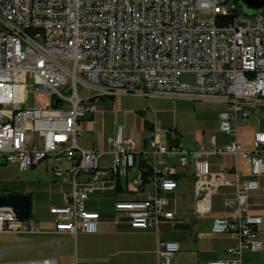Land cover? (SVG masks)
Masks as SVG:
<instances>
[{"label":"built area","instance_id":"2783aa9c","mask_svg":"<svg viewBox=\"0 0 264 264\" xmlns=\"http://www.w3.org/2000/svg\"><path fill=\"white\" fill-rule=\"evenodd\" d=\"M227 3L0 0V156L22 172L39 165L35 156L62 168L58 176L71 191L50 209L56 219L54 233H99L102 216L87 208L91 194L104 189L109 178L125 192H140L145 186L139 156L151 166L148 184L153 191L146 199L115 203V211L131 228L176 225L169 196L192 166L198 216L211 213V198L219 188L236 189L225 200L228 215L216 218L212 226L213 233L237 240L232 259L209 264H250L243 262L244 252L263 249V220L252 214L248 202L259 189L258 181L243 179L237 168L232 178L226 171L212 174L206 157L240 156L254 174H264V132L254 137V156L237 140L219 146L215 138L210 148L199 142L190 151L181 143H169L157 122L145 149L139 150L122 126L108 139V151L81 147V123L97 112L95 104L121 96L222 102L227 110L220 114V129L235 137L239 117L248 122L245 107H264V87H257V79H264V13L236 14L227 26L212 22L214 11H229ZM184 74H194L195 84L183 82ZM106 155L111 164L103 172L99 162ZM43 232L39 223L18 219L11 209L0 210V234ZM180 250L178 243H160L158 264H171Z\"/></svg>","mask_w":264,"mask_h":264},{"label":"crops","instance_id":"0c3cea01","mask_svg":"<svg viewBox=\"0 0 264 264\" xmlns=\"http://www.w3.org/2000/svg\"><path fill=\"white\" fill-rule=\"evenodd\" d=\"M117 102L122 103L119 108L122 106L125 116L122 123L118 124V114H114L118 126L112 130L101 133L102 122L98 111L81 123L84 133L81 141L83 149L100 148L108 151V139L116 136L120 126L127 136H134L139 150L145 149L150 132L146 126L152 127L157 122L169 143H181L190 151L197 149L199 142H205L210 148V141L215 138L219 146H226L237 140L254 156V137L257 133L264 132V107H245L244 110L249 113L248 122L239 117L236 122L237 134L231 137L220 129V114L227 110L222 102L121 96L100 100L98 110L101 107L110 116ZM180 110L194 112L192 118L187 117L186 126L175 117ZM146 113H153L154 119L150 121ZM252 120L255 121L251 123ZM88 133L94 135L90 136ZM262 156L264 157V153ZM206 158L212 174L226 171L228 177L232 178L237 168L243 179L258 181L259 189L249 195L248 202L252 214L263 220L260 227L263 249L257 253L245 251L242 258L245 263L264 264V174H254L240 156L223 154L209 155ZM168 162L173 163V160ZM110 164L111 157L106 155L100 160L99 168L103 172L108 171ZM8 166L13 167L0 156V168ZM137 167L141 169L139 156ZM60 170L62 168L57 165L42 162L25 171L30 175L29 180L20 181L7 194L0 192V195L5 196L29 195L32 201L30 219L39 223L44 230L38 235L0 234V264L46 261L51 264H158L157 250L162 242H175L181 247L180 252L173 256L171 264H209L232 259L230 253L237 240L228 234L213 233L212 226L216 218L228 215L225 200L234 197L235 188H219L211 198V213L198 216L194 170L182 174L178 178L177 190L169 196L168 209L174 213L176 225L163 223L142 230L131 228L123 216L115 211V203L125 199H146L153 191L152 185L147 184L140 192L131 194L125 192L122 185L118 184L116 187L109 178L105 188L91 194L87 202L88 210L102 216L99 233L58 234L54 233L56 219L51 215L50 209L60 206L71 191V185L64 183L58 176Z\"/></svg>","mask_w":264,"mask_h":264},{"label":"rangeland","instance_id":"374dc122","mask_svg":"<svg viewBox=\"0 0 264 264\" xmlns=\"http://www.w3.org/2000/svg\"><path fill=\"white\" fill-rule=\"evenodd\" d=\"M241 4V0L240 2L238 0H228L227 3V7L229 9V11H232V8L234 6H236L237 11L239 12V14H245L248 16H251L253 14V11L248 10L247 8H238V4ZM182 81L189 83V84H195L196 82V76L194 74H184L182 76ZM39 100L43 101V97L40 96ZM98 104L99 101L95 104L97 105V111L99 114V118L102 122V127H101V133L103 131H110L112 130V128L117 127L118 124L122 123V119L125 116L122 110V106L121 108H119V104L122 105V103L117 102L116 103V108L115 110L112 112V115H108V112L104 109H102L100 106V110H98ZM115 104V103H114ZM114 114H118V124H116V119H115V115ZM148 119L150 121H152L154 119V114L153 113H146ZM194 116V112L193 110H189V111H185V110H180L177 112V114H175V117L181 121L184 122V126H186V119L187 117L192 118ZM255 120H252L251 123H253ZM104 125V126H103ZM88 135H94V133H88ZM191 170H193V167L191 166ZM29 173L27 172H21L16 166H8V167H4V168H0V192L7 194L9 190H13L15 185L17 183H19L20 181H26L29 180ZM85 177L84 175L82 176V178ZM39 180V179H37ZM42 181V180H41ZM37 182V181H36ZM43 182V181H42ZM6 188V189H5Z\"/></svg>","mask_w":264,"mask_h":264},{"label":"water","instance_id":"95a60500","mask_svg":"<svg viewBox=\"0 0 264 264\" xmlns=\"http://www.w3.org/2000/svg\"><path fill=\"white\" fill-rule=\"evenodd\" d=\"M241 8L253 11L252 15L264 13V0H241ZM2 209H11L18 219L28 220L32 216L31 197L26 194L0 195V210Z\"/></svg>","mask_w":264,"mask_h":264},{"label":"trees","instance_id":"16d2710c","mask_svg":"<svg viewBox=\"0 0 264 264\" xmlns=\"http://www.w3.org/2000/svg\"><path fill=\"white\" fill-rule=\"evenodd\" d=\"M238 1L240 2V0H238ZM238 8H241L240 3L238 4ZM236 14H239V12L237 11V9L235 7L230 14H228L226 16H222L221 18H219L218 23L227 26V25L234 22ZM146 127L149 129L152 128V127H150V125H147ZM140 164H141L142 172L144 174L143 186H146L150 182V177L152 176V169H151L150 164L146 160L144 161L143 159H140Z\"/></svg>","mask_w":264,"mask_h":264},{"label":"bare ground","instance_id":"6f19581e","mask_svg":"<svg viewBox=\"0 0 264 264\" xmlns=\"http://www.w3.org/2000/svg\"><path fill=\"white\" fill-rule=\"evenodd\" d=\"M230 14L227 10H216L212 15V22H218V19L222 16ZM257 87H264V79H257ZM43 162V156H35V164H40ZM16 216V214H15Z\"/></svg>","mask_w":264,"mask_h":264}]
</instances>
